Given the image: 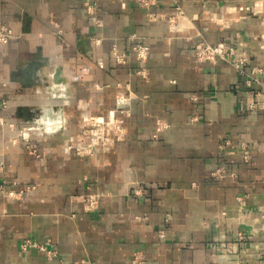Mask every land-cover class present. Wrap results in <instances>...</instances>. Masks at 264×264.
I'll return each instance as SVG.
<instances>
[{
  "label": "crops",
  "instance_id": "crops-1",
  "mask_svg": "<svg viewBox=\"0 0 264 264\" xmlns=\"http://www.w3.org/2000/svg\"><path fill=\"white\" fill-rule=\"evenodd\" d=\"M0 23V264H264V0H0Z\"/></svg>",
  "mask_w": 264,
  "mask_h": 264
},
{
  "label": "built area",
  "instance_id": "built-area-1",
  "mask_svg": "<svg viewBox=\"0 0 264 264\" xmlns=\"http://www.w3.org/2000/svg\"><path fill=\"white\" fill-rule=\"evenodd\" d=\"M145 6L151 5L154 0H141ZM91 6H88V10H90ZM13 37V32L9 29L6 25L0 23V43L6 44L8 43L11 38ZM135 37V36H133ZM132 51L136 55V58L140 62H145L148 58V47L145 46L143 43L137 40V42L132 46ZM114 59L117 64L123 65L126 63L127 54L119 52L118 50H114ZM196 56L198 60L201 61H223L229 64L234 65L237 69H243L247 64V57L246 54H235L234 50L228 48L224 45L218 44H211L209 42H201L196 46ZM264 96V95H263ZM264 100V98H263ZM262 100L256 99L249 107L250 111H256L261 108ZM106 125V126H105ZM123 121L120 119H115L113 122L109 124L104 123H91L89 126L86 127V132L92 137L93 141L88 144L85 149L79 148L76 149L77 153L80 154H92L93 149L96 143L104 142L106 140L110 141L111 139H120L123 135L124 131ZM245 160L249 159V154L245 152ZM215 177H222L224 175V171L222 169H218L216 172L213 173ZM0 191L6 192V194L10 197H15L16 193L12 190L5 191L2 187H0ZM239 203L243 205L242 199H238ZM94 205V201H88L87 207H91ZM160 236L163 237V232L160 233ZM24 248L28 247H35L39 250L46 252L48 258H53L57 255V250L53 247L50 242L45 244H38L36 242L26 241L23 244ZM139 256L136 255V259ZM71 264H87L85 260L75 261Z\"/></svg>",
  "mask_w": 264,
  "mask_h": 264
}]
</instances>
